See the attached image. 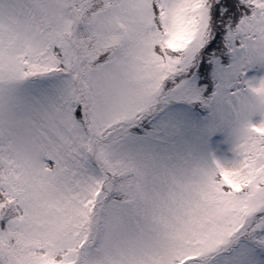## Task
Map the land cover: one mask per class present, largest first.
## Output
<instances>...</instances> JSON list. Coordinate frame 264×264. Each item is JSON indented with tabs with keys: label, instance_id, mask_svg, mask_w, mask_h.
Listing matches in <instances>:
<instances>
[{
	"label": "snow or ice",
	"instance_id": "obj_1",
	"mask_svg": "<svg viewBox=\"0 0 264 264\" xmlns=\"http://www.w3.org/2000/svg\"><path fill=\"white\" fill-rule=\"evenodd\" d=\"M0 264H264V0H0Z\"/></svg>",
	"mask_w": 264,
	"mask_h": 264
}]
</instances>
